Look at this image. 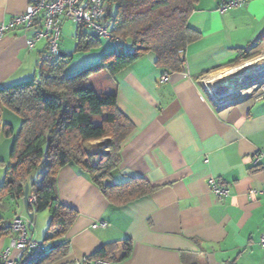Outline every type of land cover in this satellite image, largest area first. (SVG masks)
Returning a JSON list of instances; mask_svg holds the SVG:
<instances>
[{
    "label": "crops",
    "instance_id": "obj_1",
    "mask_svg": "<svg viewBox=\"0 0 264 264\" xmlns=\"http://www.w3.org/2000/svg\"><path fill=\"white\" fill-rule=\"evenodd\" d=\"M31 1L0 0V25L23 15ZM226 1L199 0L189 19V27L199 38L186 50L184 70L171 74L167 83L160 82L166 70L156 66L154 54L135 60L117 76V106L134 131L123 146L121 166L108 183L114 186L143 179L158 187L156 192L121 206L111 203L78 166L61 169L58 198L76 210L78 217L62 238L47 244L44 262L53 256L50 246L64 243V256L48 264L93 258L107 245L112 247L111 264H264L260 244L264 170L252 165L253 157L264 150V94L250 96L260 87L254 83L242 93L245 98L217 105L208 91L211 87L217 99H234V94L221 95L222 85L210 79L242 62L240 55L260 54L256 60L263 59L264 0L221 14L218 9ZM70 23L74 24L63 25L60 49L66 56L73 55L65 70L66 76L73 77L112 54L116 43L100 39L94 49L75 53L79 26L67 27ZM66 27L70 34L64 33ZM32 36V31L18 29L0 40V88L36 76L46 42L30 50L27 42ZM241 80L229 87L246 85ZM3 121L15 132L22 124L7 109ZM13 146V137H2L0 188ZM210 178L229 190L227 198L218 199L211 193ZM252 191L256 192L253 196ZM21 202L0 200V217L8 227L16 214L29 220L25 207V213L19 207ZM34 214L36 239L38 216ZM45 214V225L36 239L42 243L50 235L51 216ZM101 221L107 227L93 229ZM11 237H0V254L9 247ZM126 241L133 249L123 259Z\"/></svg>",
    "mask_w": 264,
    "mask_h": 264
},
{
    "label": "trees",
    "instance_id": "obj_2",
    "mask_svg": "<svg viewBox=\"0 0 264 264\" xmlns=\"http://www.w3.org/2000/svg\"><path fill=\"white\" fill-rule=\"evenodd\" d=\"M104 1L105 21L118 40L112 54L73 77L65 74L73 55L53 61L42 57L33 79L0 88V145L2 137L14 139L0 200H24L29 184L36 214L49 212L51 216L46 246L62 238L78 217L76 210L58 198L57 176L69 165L86 173L111 203L124 206L156 192L158 187L143 179L114 186L108 183L120 168L123 146L134 131L117 106V76L148 54L156 56L157 67L170 74L181 72L188 46L199 38L189 27L199 0ZM99 40L79 26L75 53L94 49ZM251 58L240 55L239 60ZM5 109L22 120L17 132L4 123ZM9 235L11 228L0 217V237ZM66 246H50L53 256L41 264L63 257ZM111 249L109 245L101 248L93 259L111 262ZM132 249L126 241L122 258L127 259Z\"/></svg>",
    "mask_w": 264,
    "mask_h": 264
},
{
    "label": "built area",
    "instance_id": "obj_3",
    "mask_svg": "<svg viewBox=\"0 0 264 264\" xmlns=\"http://www.w3.org/2000/svg\"><path fill=\"white\" fill-rule=\"evenodd\" d=\"M251 1L253 0H228L222 3L218 10L224 14L242 8ZM106 16L107 5L104 0H32L23 15L11 19L7 24L0 25V40L9 31L18 29L32 31L33 36L27 42L28 48L32 50L37 43L45 41L46 49L43 57L46 61H53L61 56L60 43L65 22H72L75 25L85 27L100 39L118 42L105 21ZM248 74L246 73L243 79L249 82L253 79H247ZM170 75L168 71H164L160 82L162 84L167 83ZM208 91L217 105L226 103L225 101L222 103L212 95L210 90ZM255 94H264V89L260 88ZM252 165L255 169L264 170V150L259 151L253 157ZM208 184L211 193L216 198L223 199L229 196V190L221 186L215 178H210ZM255 193L252 191L251 196ZM29 201L33 207L32 212L35 213V201L33 198H29ZM107 225L105 221H101L94 224L93 229L106 228ZM32 226L33 222L31 223L30 220L25 219L20 214L15 215L10 224L12 231L10 245L0 254V264H41L47 257L48 249L45 243L36 241L30 234L32 233ZM260 244L264 247V236H262ZM56 264H111V262L85 257L74 263Z\"/></svg>",
    "mask_w": 264,
    "mask_h": 264
},
{
    "label": "rangeland",
    "instance_id": "obj_4",
    "mask_svg": "<svg viewBox=\"0 0 264 264\" xmlns=\"http://www.w3.org/2000/svg\"><path fill=\"white\" fill-rule=\"evenodd\" d=\"M70 24H67V27L71 26V27H73V29L76 28L75 24H71V25ZM67 27L65 28L64 33L65 34H70V31L67 30ZM102 40H105V39H102ZM70 45H72V48H74V46H75V41H74V39L72 37L70 38ZM260 56H261L260 54H253L252 56H250V57H252L251 59L242 61L239 64H235V65L223 70L219 74L220 76L219 75L217 77L215 76V77L211 78L210 81H215L216 83L222 85L223 82H224L223 80L226 79L227 77H230V78H233V80L235 82H238L241 78H243L246 75V73H249L248 74L249 77L247 79L254 78V76L256 74H259V78L262 77L264 75V57H263V59L261 58L260 61L256 60ZM257 85H260V87L258 89L264 88V81L263 82H259V84H257ZM209 86L210 85H208V87ZM253 86H254V84H253ZM250 87H252V86H248V87H244V86L239 87L238 86V87L234 88L233 89V94L236 96V97H234V99L235 98H241V97L244 98V97H246V96H242V93L245 92ZM209 90H211V87H209ZM251 95L255 96L256 94L254 92V94L252 93V94H250V96ZM98 144H96V145H98ZM94 151H95V153H99V150L95 149ZM22 202H23V200H22ZM22 202H21L19 207H20L21 211L23 213H25L24 212V206H23ZM15 207H17V206L15 205ZM42 215H46L45 212L41 213V214H37L38 217H37V220H36V226L34 227V232L36 233V235H35L36 239L40 238L39 235L41 234L42 228L45 225L46 217H44ZM25 216H26V213H25ZM30 234L33 237V234L32 233H30Z\"/></svg>",
    "mask_w": 264,
    "mask_h": 264
},
{
    "label": "water",
    "instance_id": "obj_5",
    "mask_svg": "<svg viewBox=\"0 0 264 264\" xmlns=\"http://www.w3.org/2000/svg\"><path fill=\"white\" fill-rule=\"evenodd\" d=\"M61 56L65 57L66 54L61 53ZM227 83H235V81L233 80V78H231L229 81L224 82L225 85L222 84V86H221L223 88V91L226 90L227 85H228ZM240 99H243V97L242 98H235V99L225 98V99H219V101H221L222 103H224V101L226 103H233V102L239 101ZM29 193H30V185L27 184L25 186V191H24V207H25V212H26L30 222L32 223V222H34L35 214L32 212L33 207L29 201Z\"/></svg>",
    "mask_w": 264,
    "mask_h": 264
},
{
    "label": "bare ground",
    "instance_id": "obj_6",
    "mask_svg": "<svg viewBox=\"0 0 264 264\" xmlns=\"http://www.w3.org/2000/svg\"><path fill=\"white\" fill-rule=\"evenodd\" d=\"M258 76V74H256L255 76H254V78H252L253 80H252V82L251 83H248V80H245L246 81V85H243L244 87H248L249 85H253L254 83H256V84H259V82H263L264 81V76H262L261 78H259V79H257L256 77ZM243 79V78H242ZM241 81H243V80H241ZM241 81H239V82H235V83H228V87L226 88V90H224V91H222V92H219L221 95L223 94V95H227V96H231V95H233V89L234 88H236V87H229V86H232V85H235V84H237V83H240Z\"/></svg>",
    "mask_w": 264,
    "mask_h": 264
}]
</instances>
